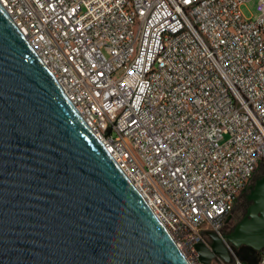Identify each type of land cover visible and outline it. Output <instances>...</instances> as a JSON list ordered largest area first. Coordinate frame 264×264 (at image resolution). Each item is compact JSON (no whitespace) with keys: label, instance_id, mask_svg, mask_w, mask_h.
I'll return each instance as SVG.
<instances>
[{"label":"built area","instance_id":"obj_1","mask_svg":"<svg viewBox=\"0 0 264 264\" xmlns=\"http://www.w3.org/2000/svg\"><path fill=\"white\" fill-rule=\"evenodd\" d=\"M0 0L188 264L264 160V0ZM256 264H264V248Z\"/></svg>","mask_w":264,"mask_h":264},{"label":"water","instance_id":"obj_2","mask_svg":"<svg viewBox=\"0 0 264 264\" xmlns=\"http://www.w3.org/2000/svg\"><path fill=\"white\" fill-rule=\"evenodd\" d=\"M249 190L226 239L258 252L264 176ZM209 237L199 262H228ZM0 264H188L1 5Z\"/></svg>","mask_w":264,"mask_h":264},{"label":"rangeland","instance_id":"obj_3","mask_svg":"<svg viewBox=\"0 0 264 264\" xmlns=\"http://www.w3.org/2000/svg\"><path fill=\"white\" fill-rule=\"evenodd\" d=\"M258 0H250L241 6V12L243 16L247 19H254L257 16L256 13V4ZM264 176V160H262L256 169V172L253 176L251 186L255 184V182ZM250 190L243 192L230 214V222L226 223L222 229V232L226 235L230 234L236 224L242 220V218L246 215V211L251 203L247 200V195ZM236 255L245 261H252L254 258V252L245 246H241L236 248Z\"/></svg>","mask_w":264,"mask_h":264},{"label":"trees","instance_id":"obj_4","mask_svg":"<svg viewBox=\"0 0 264 264\" xmlns=\"http://www.w3.org/2000/svg\"><path fill=\"white\" fill-rule=\"evenodd\" d=\"M250 187H251V185L247 188V190H249L250 189ZM247 190H245V191H247ZM244 191V192H245ZM241 247V246H240ZM246 247V246H245ZM247 248H249V247H247ZM251 251H253L251 248H249ZM233 251H234V253H235V255H236V248H234L233 247ZM254 252V258L252 259V261L250 262V261H245V260H243V259H241L240 257H238L237 255V258L240 260V261H242L244 264H256L257 263V261H258V252L257 251H253Z\"/></svg>","mask_w":264,"mask_h":264},{"label":"flooded vegetation","instance_id":"obj_5","mask_svg":"<svg viewBox=\"0 0 264 264\" xmlns=\"http://www.w3.org/2000/svg\"><path fill=\"white\" fill-rule=\"evenodd\" d=\"M230 222V219L228 221H226V223Z\"/></svg>","mask_w":264,"mask_h":264},{"label":"bare ground","instance_id":"obj_6","mask_svg":"<svg viewBox=\"0 0 264 264\" xmlns=\"http://www.w3.org/2000/svg\"><path fill=\"white\" fill-rule=\"evenodd\" d=\"M169 234V233H168Z\"/></svg>","mask_w":264,"mask_h":264}]
</instances>
